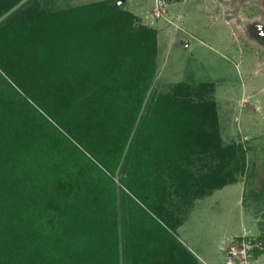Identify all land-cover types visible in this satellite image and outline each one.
Listing matches in <instances>:
<instances>
[{
    "label": "trees",
    "instance_id": "obj_1",
    "mask_svg": "<svg viewBox=\"0 0 264 264\" xmlns=\"http://www.w3.org/2000/svg\"><path fill=\"white\" fill-rule=\"evenodd\" d=\"M59 13L25 22L30 59L2 61L20 87L0 76V264H120V238L126 264L197 261L175 248L168 188L234 181L246 148L221 144L212 99L160 95L142 112L154 28L123 24L129 12L106 0ZM200 152L214 165L195 176L185 164Z\"/></svg>",
    "mask_w": 264,
    "mask_h": 264
},
{
    "label": "rangeland",
    "instance_id": "obj_2",
    "mask_svg": "<svg viewBox=\"0 0 264 264\" xmlns=\"http://www.w3.org/2000/svg\"><path fill=\"white\" fill-rule=\"evenodd\" d=\"M96 1L99 0H0V76L19 89L14 68L6 70L2 61L31 58V34L25 22L46 13L52 19L58 11L63 16L77 3ZM106 1L129 12L123 24L156 30L155 72L142 112L160 95L196 101L212 99L221 144L241 143L246 148L248 170L236 173L246 184L242 194H238V185H225L210 195L175 190V181L169 186L163 203L178 219L174 228L168 229L182 244L175 247L180 257L186 258L182 248L187 246L201 255L205 251L218 252V241L224 232L239 230L241 214L249 217L246 223L259 231L242 233L221 245L222 260L228 245L242 235L256 237L264 246V0ZM210 156L200 152L185 165L195 176L209 172L214 165ZM256 162L261 165L252 164ZM119 176L115 174L118 195L122 188ZM235 197L241 203L236 204ZM118 229L120 235V212ZM119 249L120 264H126L122 238ZM249 257V264H253L254 252ZM189 264L199 262L189 259Z\"/></svg>",
    "mask_w": 264,
    "mask_h": 264
},
{
    "label": "crops",
    "instance_id": "obj_3",
    "mask_svg": "<svg viewBox=\"0 0 264 264\" xmlns=\"http://www.w3.org/2000/svg\"><path fill=\"white\" fill-rule=\"evenodd\" d=\"M72 1V0H70ZM80 2V1H79ZM80 4V3H77V5ZM76 5V4H75ZM2 15L0 14V17ZM254 164H258V165H261L260 162H256V163H252ZM248 166H249V162H247V159H246V166H245V170H248ZM256 169V168H255ZM254 169V172H256V170ZM258 170V169H257ZM228 186V185H238L236 187H238L239 189V192L238 194H242L243 191H244V188H245V183L244 181H242L240 178L237 177L236 175V179L232 182H229V183H225L224 185H222L221 187H218V188H215L213 189L210 193H208L207 195H210L212 194L216 189H220L222 188L223 186ZM233 187V186H231ZM262 187V186H261ZM236 195H238L237 193H235ZM235 195V196H236ZM236 198V197H235ZM236 204H239L241 203V201H239L238 198H236ZM250 219L249 217H246L245 215L241 214V216L239 217V230H227L224 232V234L219 238V241H218V249L219 251L218 252H203L204 255H201L198 251H194L193 249L189 248L187 246V248L190 250V251H193L192 253H194L197 261L199 262V264H226L225 263V259L224 261L222 260V253H221V245H227L231 239L234 237V236H237V235H240L242 233H257V231H259L258 227H256L255 225H252V223H246L245 219ZM204 256V257H203ZM223 256V255H222ZM219 258V259H218ZM221 259V261H219ZM253 261L254 263L253 264H264V252L256 255L254 258H253Z\"/></svg>",
    "mask_w": 264,
    "mask_h": 264
},
{
    "label": "built area",
    "instance_id": "obj_4",
    "mask_svg": "<svg viewBox=\"0 0 264 264\" xmlns=\"http://www.w3.org/2000/svg\"><path fill=\"white\" fill-rule=\"evenodd\" d=\"M262 246L256 237L242 235L234 244H230L226 250V264H249L250 254L254 246ZM234 259H237L235 262Z\"/></svg>",
    "mask_w": 264,
    "mask_h": 264
}]
</instances>
